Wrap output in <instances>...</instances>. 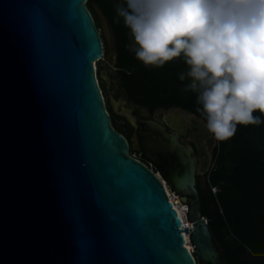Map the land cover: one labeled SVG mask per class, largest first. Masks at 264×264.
<instances>
[{
  "label": "water",
  "instance_id": "obj_1",
  "mask_svg": "<svg viewBox=\"0 0 264 264\" xmlns=\"http://www.w3.org/2000/svg\"><path fill=\"white\" fill-rule=\"evenodd\" d=\"M87 2L0 0V264H217L193 148L175 129L120 114L189 205L195 254L162 181L112 124L94 62L110 61L113 33L93 4L99 33Z\"/></svg>",
  "mask_w": 264,
  "mask_h": 264
},
{
  "label": "trees",
  "instance_id": "obj_2",
  "mask_svg": "<svg viewBox=\"0 0 264 264\" xmlns=\"http://www.w3.org/2000/svg\"><path fill=\"white\" fill-rule=\"evenodd\" d=\"M238 2L248 12L250 36L256 42L248 56L254 61L246 64L233 49L230 55L222 50L207 55L215 111L204 88L191 84L197 73L193 48L202 36L210 43L240 39L237 33L244 23L229 19L240 10ZM93 4L112 30L115 67L129 102L151 115L159 109H181L214 129L218 115L216 168L209 176L215 209L207 208L197 185L200 211L225 264H253L249 251L264 264V0H88L100 29ZM133 18L141 22L142 34H164L163 43L147 60L129 48ZM212 186L219 188L217 195Z\"/></svg>",
  "mask_w": 264,
  "mask_h": 264
},
{
  "label": "rangeland",
  "instance_id": "obj_3",
  "mask_svg": "<svg viewBox=\"0 0 264 264\" xmlns=\"http://www.w3.org/2000/svg\"><path fill=\"white\" fill-rule=\"evenodd\" d=\"M142 24L139 20L133 18L132 19V30L129 34L130 36V42H129V48L132 50L139 58L142 60L149 59L152 54L155 51V48L159 47L163 43L164 34L162 32H150L149 34H145L148 36H145L140 31L142 30ZM99 33L102 35L101 29H99ZM103 39V38H102ZM149 40V41H148ZM104 43V59L107 55V47L106 43L103 40ZM110 61L102 60L97 62V74L99 79L100 88L102 90L104 100L106 103V107L108 112L111 115L112 123L114 128L117 126H122V121L117 116H114L110 112V105H109V99L112 97L113 99L116 98V96H125V92L121 87L120 83V77L117 72L116 66V51H115V45L112 47V51L108 54ZM102 72H106L107 79H101L99 75ZM129 109L131 110H138V112L142 115L147 114V110L141 106H138L134 104L133 102H129ZM168 114H179L186 122L190 124L191 118L194 120H197L198 122H202L203 124L207 125L206 122L202 121L201 119L195 117L194 115L190 113L183 112L179 109H170V110H163L159 109L155 112V117L157 119H161L162 116H167ZM210 129L212 130V134L205 142V150L208 153H211L213 151L214 156V150L218 145V138L216 134V130L213 126H210ZM216 168V165L213 167ZM211 168V165L207 168H201L199 165L197 168V183L202 191V195L205 196L206 200V206L210 211H214L215 206L213 199L210 197V180H209V172L213 169ZM206 171V172H205ZM157 173V172H155ZM159 177L163 180L160 173H158ZM165 182V181H164ZM166 183V182H165ZM167 185V184H166ZM206 218V217H205ZM207 219V218H206ZM208 220V219H207ZM214 246L219 252V258L218 260L221 262H224L223 260V251L220 248L218 244L214 241ZM247 257L253 262V264H263L261 261H259L256 256L249 251L247 254Z\"/></svg>",
  "mask_w": 264,
  "mask_h": 264
},
{
  "label": "flooded vegetation",
  "instance_id": "obj_4",
  "mask_svg": "<svg viewBox=\"0 0 264 264\" xmlns=\"http://www.w3.org/2000/svg\"><path fill=\"white\" fill-rule=\"evenodd\" d=\"M126 98L125 96H116L114 99L117 104V108L115 109L113 104L109 99L110 105V112L120 118L122 121V126H117L115 129L119 131L128 141L129 144V154L130 156L134 157L135 159L139 160L143 164H145L149 169H151L154 173H160L159 169L155 165V163L150 160L145 152L143 151L140 145V139L138 136V128L133 126L125 118L121 117L125 110L129 109V101L127 107L123 105L122 99ZM132 114L136 117V122L139 125L138 119H146V120H155L156 122L160 123L163 126L167 127L168 132H172L175 129L178 133H180V138L187 142L194 150L195 155L197 156L199 162L198 166L200 165L201 168H207L211 165L213 159V151L211 153L206 152L205 150V142L212 134V130L210 126L207 124L208 132H203L204 137L201 138L200 135L198 136L197 130H200V123L197 120L191 118L190 124L186 122L179 114H168L167 116H162L161 119H157L155 117V113L151 115L148 111L147 114H140L138 110H132ZM112 121V118H111ZM113 124V123H112ZM202 139L201 147L198 146V142ZM202 264H209V263H202ZM217 264H224L221 260Z\"/></svg>",
  "mask_w": 264,
  "mask_h": 264
},
{
  "label": "built area",
  "instance_id": "obj_5",
  "mask_svg": "<svg viewBox=\"0 0 264 264\" xmlns=\"http://www.w3.org/2000/svg\"><path fill=\"white\" fill-rule=\"evenodd\" d=\"M237 6L240 8V10L238 12L232 13L229 16V19L233 22L241 21L244 23V25L240 27V29L238 30L237 35L239 36L240 39L237 42L221 41L219 43H210L208 37L202 36L195 43L193 48V55L196 58L195 70L197 71V73L192 79L191 84L194 87L201 86L202 88H204V90L210 95L209 105L215 111H216L217 102H216V96L211 92V88H210L211 81L206 66L207 55L209 53H214L217 50L225 51L228 55H230V50L233 49V50H237L242 55L243 60L246 64L253 65V61H254L253 58L248 56V48L256 44L255 40H253V38L250 36L251 28L248 20V12L244 9H241L239 2ZM217 120H218V115L216 114L215 132L218 135L221 132V128ZM215 162H216V158L213 156L211 162V168L215 166ZM213 170L214 168L209 172V176ZM155 174L158 175V173ZM160 180L164 182V180H162L161 178ZM211 190L214 195H217L219 193L218 187L212 186ZM170 193L175 197L179 198V196L176 195L171 190ZM181 204H185V205L182 206ZM181 204L180 207L187 208V210H182V213L185 215V219H188L189 205L182 201ZM203 219H205L206 222L208 223V220L205 217H203Z\"/></svg>",
  "mask_w": 264,
  "mask_h": 264
},
{
  "label": "bare ground",
  "instance_id": "obj_6",
  "mask_svg": "<svg viewBox=\"0 0 264 264\" xmlns=\"http://www.w3.org/2000/svg\"><path fill=\"white\" fill-rule=\"evenodd\" d=\"M94 65L96 67V72H97V62H94ZM159 177V175H157ZM160 178V177H159ZM166 182V181H165ZM162 182L163 185L165 186L166 192L167 194H169V200L172 202L174 208L177 210L178 215L182 221L183 224V230H185L186 228H188L190 230V232H184V238H185V246L186 248L192 253L195 254V247L193 246L192 242H191V229L193 228L194 224L192 222H190L188 219H185V215L182 213V210H187V208L184 207H180L181 204V197H175L174 195H172L170 193L169 187L166 185L167 183ZM182 206H184L185 204H181ZM189 210V209H188Z\"/></svg>",
  "mask_w": 264,
  "mask_h": 264
},
{
  "label": "crops",
  "instance_id": "obj_7",
  "mask_svg": "<svg viewBox=\"0 0 264 264\" xmlns=\"http://www.w3.org/2000/svg\"><path fill=\"white\" fill-rule=\"evenodd\" d=\"M175 109H177V108H175ZM179 110H181V109H179ZM181 111L186 112V111H184V110H181ZM186 113H188V112H186Z\"/></svg>",
  "mask_w": 264,
  "mask_h": 264
}]
</instances>
